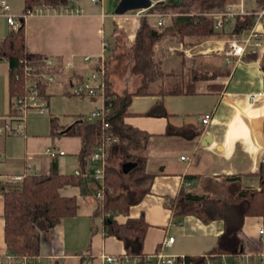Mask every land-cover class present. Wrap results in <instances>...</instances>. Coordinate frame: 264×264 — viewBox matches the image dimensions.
Masks as SVG:
<instances>
[{
    "label": "crops",
    "instance_id": "1",
    "mask_svg": "<svg viewBox=\"0 0 264 264\" xmlns=\"http://www.w3.org/2000/svg\"><path fill=\"white\" fill-rule=\"evenodd\" d=\"M99 1V3H93L91 0H66L65 6L77 9L76 12L63 13L61 8H55V10H48L45 14L30 15L23 19L26 48L30 52L45 55L54 61L59 60L62 66L61 74L47 84L43 95L40 96L45 102L46 108L48 107L49 97L52 95L51 92L55 91L62 95H70L68 92L69 74L76 73L84 76L93 67V62L83 61L84 56L93 59L103 56L106 59L111 46V38L115 36L116 32H121L124 36L122 30L118 29L123 26L120 20L125 22L123 20L125 18L126 20L136 19L133 25L135 27L138 25L139 14H128L126 12L121 15H111L106 11V4L103 3V1L109 0ZM263 3V0L254 1L252 3L254 8L249 9L243 3V8L250 11L258 9ZM10 12L9 7V14H11ZM155 14L148 17L155 21ZM109 19L114 24L117 20L118 26L111 25L108 30L107 22ZM232 26L233 22H230L225 28L226 31H230ZM258 28L261 29V40L264 46V17L261 19ZM107 30L108 34H106ZM103 42L108 45L106 49H103ZM211 50L209 49V52ZM200 57H202V61L199 62H202L203 67L198 65L195 68L197 73H200V69L203 68L204 72L214 75V77L194 80L189 76L186 77L184 75L185 69H183L184 92L177 94L188 98V100H197V105L201 107L197 116L192 115L191 117L185 110L179 119H174L172 112L162 102L163 97L167 95L149 94L143 95L150 99L146 110L136 111L130 109L131 102L128 107L130 114L124 118L126 124L149 134L144 152V171L152 175V180L149 192L142 197L140 202L131 206L126 215H114L113 219L121 223L126 217L135 218L139 214L143 215L144 221L147 223L142 241L143 254L152 253L166 237H171L168 227L171 226L174 218L167 204L175 197L181 187H194V192L208 190L211 195L223 199L228 196L230 188L236 186L250 187L243 184L244 178L254 177L257 179L255 173L258 171L264 153L262 127L264 123V73L260 60L257 58L254 61L249 60L250 62H247L244 60L234 64L224 62L222 55L217 57L216 55L203 53ZM165 60L163 59L160 64L164 73L180 69L181 64L176 61L177 57L175 55L168 57L167 61ZM164 63L169 66L167 71L162 67ZM5 64V88L7 92L8 66L6 62ZM171 65L174 67H171ZM250 94H256L254 101L249 100L248 96ZM135 97L133 96L132 100ZM157 101L161 102L168 115L166 117L143 115ZM10 104L11 100L8 97V113ZM204 114L210 115V119L203 126L198 119L200 115ZM167 125L182 127L183 129H188V126L195 127L198 129V134L192 139L165 135ZM66 127L57 121L55 132L59 134L51 136L50 128H48V134L46 135L34 132L25 134V125H23V135L21 136L23 146H19L18 150L14 149L15 147L9 139H2L0 154L3 155V159L0 160V181L17 179L24 174L46 175L49 172V163L52 157L56 159L59 174H74L75 171H78L77 153L80 150V139L77 136L63 135L62 132ZM204 134L211 137V142L203 146L200 142ZM66 155L69 159L65 158ZM181 156L184 159H180ZM201 158H204L206 162L204 172L197 171V165ZM87 165H90L88 160L86 161V170ZM229 176H237L238 180L225 181L226 177ZM185 183L189 185L186 186ZM82 189H85V192ZM94 189V183L89 182V179H85L81 185H65L58 190L63 197L75 198V215L62 218L43 235L40 253L36 258L37 262L60 264L68 254L63 249H73L71 248L73 238L69 239L65 236L66 219L73 218L71 220L75 221L79 218L91 217L97 202V199L93 196ZM1 215L2 202L0 197V264H14V260L8 258L10 254L6 251L3 242ZM184 216L195 217L196 215ZM196 217L204 224L197 227V233L202 229L206 233L204 236L207 238L211 236L214 242H210L213 241L210 238L212 240L209 239V243L207 242L209 246L196 250L198 244L194 241L197 238L201 239V237H193L196 232L182 228L181 232L176 233L180 244V248L176 251L182 255L209 253L215 245L217 235L222 230L221 220L215 219L205 222L201 217ZM214 221L218 223H213ZM95 231L96 228L91 235L87 248L83 252L73 254L79 262V255H82L89 256L92 258L93 263H98L99 255H101L98 253L100 250H106L108 254L123 255L121 242L113 236L105 235L102 225L98 235L95 234ZM79 233L80 235H76V238L77 243L81 244L84 233ZM238 237L242 243L240 254L212 255L210 264L212 261H221L225 264L224 261L228 259L232 263H238L242 259L250 263L254 262L253 264H264V215L244 217ZM175 241V238H173L171 245L162 248V250L172 248ZM192 247H195V249H190Z\"/></svg>",
    "mask_w": 264,
    "mask_h": 264
},
{
    "label": "trees",
    "instance_id": "2",
    "mask_svg": "<svg viewBox=\"0 0 264 264\" xmlns=\"http://www.w3.org/2000/svg\"><path fill=\"white\" fill-rule=\"evenodd\" d=\"M262 1V0H257ZM194 2L195 11H180L171 18L169 26L152 28L144 22L139 24L134 34V40L129 50V73L138 77L134 89L113 93L109 90L107 79L105 82V99L103 110L107 128L102 127L98 119L74 121L62 132L63 135L77 136L80 139V150L77 153L79 161L78 175H62L57 171L54 157L49 163V172L46 175L24 174L17 179L0 181V197L2 202L3 242L6 251L13 256H24L27 264H45L37 262L40 253L41 241L51 228L62 218L75 215V198L63 197L58 190L65 185H81L85 179L82 174L87 173L86 161L89 154L97 145H103V160L105 162L102 178V195L97 199L96 208L92 216L99 215L103 233L119 240L123 248V256L130 263H142V241L147 223L143 215L135 218L126 217L121 223L113 219L115 214L126 215L128 209L140 202L149 192L152 175L144 171L145 149L149 134L138 130L124 122L130 113L128 107L133 96L143 95H177L184 92L183 69L164 73L157 61L152 58L153 44L163 36L182 41L186 36H192L196 41L202 37L219 35L231 38L247 30L253 22L250 15L237 16L232 29H223L219 33L212 30L211 18L205 14L215 9H221L228 0H165L156 2L147 11L162 13L166 7H185ZM189 3V4H188ZM66 0H23L22 12L37 5L53 8L66 7ZM142 17V16H141ZM263 58V57H262ZM260 59V64L262 63ZM47 57L39 53L30 52L25 46L23 20L15 30L8 31L0 43V60L7 63V93L9 99L25 94V82L33 75L61 74V64L56 60L51 66L46 64ZM256 55H247L243 60H256ZM28 68H32L28 71ZM83 75L69 74L71 78H81ZM106 76V72H105ZM192 79L213 78L205 73H192ZM40 96L46 84L37 80ZM145 116L166 117L161 102L157 101L143 113ZM56 118L49 117L50 135L55 132ZM264 133V123H263ZM172 127L167 125L165 135L180 136L192 139L198 134L195 127ZM108 137L106 140L105 138ZM111 158L120 160L119 167L108 165ZM134 161L135 168L127 174L120 171L121 163ZM257 188L234 187L228 191L226 198L220 199L211 195L208 190L187 191L181 187L175 197L167 204L173 218L184 215H196L205 222L219 219L222 230L216 237L215 245L209 251L210 255H237L242 252V243L238 237L242 222L246 216L264 215V162L259 165L255 173ZM127 178V183L124 178ZM237 176L226 177L227 182L237 181ZM89 182H92L89 179ZM210 182V181H209ZM95 185V184H94ZM208 186V184H207ZM85 192V189H82ZM106 219H110L107 222ZM94 229L91 228V235ZM186 257H190L185 255ZM197 264L202 260L197 257Z\"/></svg>",
    "mask_w": 264,
    "mask_h": 264
},
{
    "label": "rangeland",
    "instance_id": "3",
    "mask_svg": "<svg viewBox=\"0 0 264 264\" xmlns=\"http://www.w3.org/2000/svg\"><path fill=\"white\" fill-rule=\"evenodd\" d=\"M1 1V0H0ZM8 6L10 7V13L11 15H20L22 13L23 8V0H4ZM119 0H109V1H103L104 4H106V11L114 15L113 8L114 4H116ZM229 2L235 3L238 0H228ZM244 3V6L249 8H254L252 3L257 0H242ZM190 3V4H189ZM188 6H177V7H166L165 10L162 13L170 14L169 16L165 17V26H169L171 23V18L173 15H176L177 13H180V11L187 10V11H195V3L189 2ZM255 4V3H254ZM217 10V9H215ZM128 14H135V11H128ZM157 13L153 11H147L146 9L144 11H141L139 13L138 18V25L135 27L133 24L135 23V20H126L123 19L125 22L120 20L123 24V26H120L122 32L124 33V36L121 32H116L115 36L111 38L110 40V49L107 53V57L105 59V72H106V79L108 88L113 93H122L123 91L127 90L130 91L134 89V87L138 83V77L132 76L129 73V66H130V55L129 50L134 40V34L136 29L139 27V24L141 22H144L149 25L150 27L154 28L155 21H152L150 19L151 14ZM142 16V17H141ZM116 19V18H115ZM107 29L113 26H118V22L116 20L115 24L112 22V20H108L107 22ZM136 25V24H135ZM163 27V26H162ZM160 27V29L162 28ZM109 30V29H108ZM108 30L106 31V34H108ZM10 31V27L5 23V20L3 17L0 16V42L2 41L4 35ZM219 33V32H214ZM247 36L246 32H241L238 34L237 39L241 40ZM226 37H222L219 35H212V36H204L199 41H196L194 37L192 36H186L183 38L182 41H178L177 39L170 38V36L165 35L161 40L156 41L152 46V58L154 61H157L159 64H161L163 59H166L170 56H176L177 62L181 64V68L185 69L184 75L191 77L192 73L195 72L197 74V68L198 65L200 67H203L201 65L202 62H199L202 57H200L203 53L213 55L220 57L221 54H218L219 52L216 50L218 47L223 45V41L226 40ZM112 41V42H111ZM209 49H212L209 52ZM202 61V60H201ZM250 62V61H247ZM169 65V64H168ZM161 66V65H160ZM173 65H171L172 67ZM165 71L168 70L169 66H166V63L162 66ZM174 67V66H173ZM200 73H205L203 68L200 69ZM5 74H6V64L4 60H0V117H4L8 113V95L5 88ZM183 71L181 77H184ZM214 77V75H213ZM52 95L49 97L48 100V107L44 108V113H39L37 109H30L26 112L23 125H25V134H31L32 132L38 133V134H48V128H49V116H53L57 118V121L59 124L68 126L70 125L74 120L76 119H82V120H92L90 118V113L98 108L101 107V100L99 98H93L94 101L91 99V97L86 96H77V95H62L61 93H57L55 91L51 92ZM132 100V99H131ZM132 102V103H131ZM130 109L141 111L146 110L149 106L150 99L145 96H136L131 101ZM162 102L164 105H166V108H168L172 114L174 115V119H179L183 111H187L190 116L192 115L195 117L197 116V113L200 112V105H197V100H188V98L178 96V95H167L164 96L162 99ZM38 105H42L41 101H38ZM202 114V113H200ZM201 116V115H200ZM57 121L55 125V129L57 128ZM1 123V120H0ZM16 122H12V124H15ZM22 135H11V136H3L0 135V145H2V139H9L13 144L14 149L18 150L19 146H23V142L21 139ZM1 152V151H0ZM65 158H68V155L65 156ZM3 159V155L0 154V160ZM199 163L197 165V171L204 172L206 162L204 158L199 159ZM120 160L118 158H111L108 162V165H112L113 167H119ZM193 165V163H192ZM93 166L87 165V173L90 175L93 172ZM124 182L127 183V178H124ZM243 184L245 186H250L256 188L258 186L257 179L254 177L251 178H244ZM187 191H193L195 190L194 187L185 188ZM221 195V192H220ZM96 208V207H95ZM118 215V214H115ZM185 216H177L174 218V220L171 222V226L168 227V231L171 233V237L175 238V244L170 249H163L161 251L162 255H173V256H180L182 254L178 253V248H180V244L177 240V234L178 232L182 231V228H187L189 231H194L195 235L193 237H201V239L197 238L194 242L198 244L196 247V250H199L198 248H205L206 246H209L208 243L213 238L211 236L205 237L203 230L199 231L197 233V227L203 226L204 224L195 217H185ZM73 218L66 219V230L65 236L66 238H73V246L71 248L73 249H63L68 254L65 256L62 260V263L60 264H80L78 261V258L76 256H73V254H77L79 252H83L87 248V244L90 242L91 239V228L92 230L96 228L95 234L98 235L100 233L101 228V218L99 215L88 217V218H79L78 220L72 221ZM212 223V222H210ZM213 223H218L217 221H214ZM167 231V232H168ZM79 232L84 233V237L82 240V243H77L76 235H80ZM64 236V237H65ZM218 236V235H217ZM212 238V239H210ZM210 239V240H209ZM199 240V242H197ZM208 240V241H207ZM208 242V243H207ZM210 242H214L210 241ZM196 244V245H197ZM189 248V247H188ZM190 249H195V247H192ZM68 250V251H67ZM99 254H108V251L106 250H100L98 252ZM98 254V255H99ZM204 255L203 253H199L196 255H190L191 257H201ZM227 261V263H226ZM225 264H253L246 260H240L238 263H232L230 259L224 261ZM95 264V263H94ZM211 264H221V261H212Z\"/></svg>",
    "mask_w": 264,
    "mask_h": 264
},
{
    "label": "built area",
    "instance_id": "4",
    "mask_svg": "<svg viewBox=\"0 0 264 264\" xmlns=\"http://www.w3.org/2000/svg\"><path fill=\"white\" fill-rule=\"evenodd\" d=\"M165 0H150L151 8L156 2H162ZM264 1V0H263ZM93 3H99V0H91ZM148 8V9H149ZM48 10H55V8L45 5H37L26 11H23L20 15L9 14V7L4 1H0V16L5 18L6 24L10 27V30H15L18 26L19 19H24L30 15H42ZM63 13H70L72 11L76 12L77 9H71L68 7L61 8ZM135 14H139L144 10H134ZM170 14L156 13L155 14V27H162L165 24V17ZM211 18L212 30L219 32L226 28V26L233 22L237 16L250 15L253 17L252 25L244 32L247 36L241 40L237 39V35L231 38H227L223 41V45L218 47L216 50L222 55L223 61L226 63H240L244 56L256 55L260 60L264 55V46L261 40V29L258 28L261 19L264 17V3L254 10H245L243 8V1L238 0L236 3L227 2L221 9L212 10L205 14ZM107 43L103 42V49L107 48ZM84 62H93V67H91L87 73L81 78H71L69 79L68 92L70 95L77 96H88L91 98H99L101 100V107L92 111L90 113L91 119H98L102 127L107 128L106 122L104 120L105 111L103 110V102L105 99V59L103 56H99L95 59L89 56L83 57ZM55 61L47 57L46 64L51 66ZM62 69V66H61ZM31 71L32 68H28ZM53 74H40L33 75L25 82V94L11 99L10 111L4 117H1L0 123V135L11 136V135H23V122L25 114L30 109H37L39 113H44L45 102L41 99L38 88L37 80L45 83L46 85L55 79ZM256 94H250L248 96L250 101H254ZM38 101L42 102V105H38ZM210 119V115L204 114L199 117V123L201 125H206ZM16 122L12 124V122ZM106 140L108 137L105 138ZM180 159H184L183 156ZM87 160L91 166H93V172L88 176L83 173L82 177L91 179L95 184V189L93 190V196L96 199H100L102 195V178L103 169L105 162L103 160V145H97L94 150L89 154ZM79 170L74 172V175H78ZM188 186V183H185ZM173 242V237H166L160 244V246L152 253L144 254L142 257L143 264H197V257H186L185 255L180 256H169L162 255V248H166ZM212 255L204 254L198 257L202 260V264H210ZM9 259L14 260V264H27L28 259L24 256H13L9 255ZM80 264H94L93 260L89 256L79 255ZM130 261L123 255L114 254H101L99 255V261L96 264H128ZM10 264V263H7ZM224 264V263H221Z\"/></svg>",
    "mask_w": 264,
    "mask_h": 264
},
{
    "label": "water",
    "instance_id": "5",
    "mask_svg": "<svg viewBox=\"0 0 264 264\" xmlns=\"http://www.w3.org/2000/svg\"><path fill=\"white\" fill-rule=\"evenodd\" d=\"M170 2L173 0H169ZM150 7V0H119L114 8H113V13L115 15H121L124 14L128 11H134V10H145ZM19 22H22V19H19ZM261 68L264 73V55L262 58V63H261ZM211 142V137L208 134H204L201 137V145H206ZM264 162V153L262 156V159L260 160V163ZM137 165L136 162L134 161H125L121 163L120 165V171L122 174H127L131 169L135 168ZM107 222L110 221V219H106Z\"/></svg>",
    "mask_w": 264,
    "mask_h": 264
}]
</instances>
